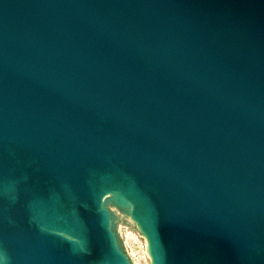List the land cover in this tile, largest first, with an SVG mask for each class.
Segmentation results:
<instances>
[{"label": "water", "instance_id": "1", "mask_svg": "<svg viewBox=\"0 0 264 264\" xmlns=\"http://www.w3.org/2000/svg\"><path fill=\"white\" fill-rule=\"evenodd\" d=\"M264 264V0H0V264Z\"/></svg>", "mask_w": 264, "mask_h": 264}, {"label": "bare ground", "instance_id": "2", "mask_svg": "<svg viewBox=\"0 0 264 264\" xmlns=\"http://www.w3.org/2000/svg\"><path fill=\"white\" fill-rule=\"evenodd\" d=\"M123 212H125V214L127 215V212L126 211L123 210ZM117 214L120 215L119 216V220H120L121 224L124 223L123 222L124 221V217H123L124 214L123 213H117ZM126 225H130V224L127 222ZM122 229H123V239H124V242L126 243V245L128 246V250H129V252L131 254L130 257L133 259V261H134L133 263L134 264H138L137 258H142V255L144 254V252L148 251V249L146 250L144 248V242L140 240L141 238L137 234L138 232H136V230H130L129 228H126V230L124 231V228H122ZM128 230H130V231L127 232ZM125 232H127V236H126ZM130 235H134L135 236V237L132 236L135 239V244H138V245H135V247L129 241L130 240V238H129Z\"/></svg>", "mask_w": 264, "mask_h": 264}, {"label": "rangeland", "instance_id": "3", "mask_svg": "<svg viewBox=\"0 0 264 264\" xmlns=\"http://www.w3.org/2000/svg\"><path fill=\"white\" fill-rule=\"evenodd\" d=\"M130 241L132 245H138V244H135V239L132 236H130Z\"/></svg>", "mask_w": 264, "mask_h": 264}]
</instances>
